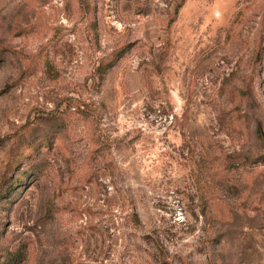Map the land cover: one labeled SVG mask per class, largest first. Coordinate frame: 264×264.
I'll return each instance as SVG.
<instances>
[{"label":"rangeland","instance_id":"obj_1","mask_svg":"<svg viewBox=\"0 0 264 264\" xmlns=\"http://www.w3.org/2000/svg\"><path fill=\"white\" fill-rule=\"evenodd\" d=\"M0 264H264V0H0Z\"/></svg>","mask_w":264,"mask_h":264}]
</instances>
